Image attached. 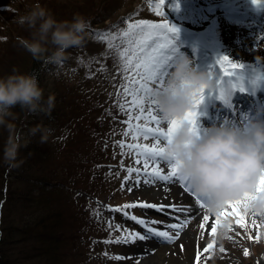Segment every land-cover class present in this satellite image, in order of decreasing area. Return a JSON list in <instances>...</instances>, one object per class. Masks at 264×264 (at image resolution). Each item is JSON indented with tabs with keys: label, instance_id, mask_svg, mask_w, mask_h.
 <instances>
[{
	"label": "rangeland",
	"instance_id": "obj_1",
	"mask_svg": "<svg viewBox=\"0 0 264 264\" xmlns=\"http://www.w3.org/2000/svg\"><path fill=\"white\" fill-rule=\"evenodd\" d=\"M90 1L91 0H86V2ZM224 1L225 0H222V2ZM232 1L233 0H226L227 5H225V8L215 16L209 17L208 19H201L200 14L202 9L197 0H178V7H169V5L176 4L177 0H166L165 12L167 17L158 15L153 11L154 3L151 2V0H111L113 8L110 9L109 15L104 19H102L103 17L101 16L100 21L94 18V21L90 23L88 28L85 42L81 46L68 49V56L62 63L54 64L44 71L42 78L43 86L48 92L51 91L50 89H53L54 92H51L55 96L60 93V97L68 99L70 96L76 97L86 90L93 89L92 92L94 95L91 96L88 94L83 97L85 103L91 105L95 103L96 100L102 98L103 95H105L110 102H113V105L110 107L112 113L108 112L111 116L103 113L102 115L99 111L95 113L88 111L89 113H87L89 116L101 117L100 124L103 125V127H106V124L109 122L110 130H101L102 132L99 131L95 133L92 138H94L95 141L98 139L103 141L104 137H110L112 140L111 143L107 145V148L104 149L101 147L99 151L101 156L105 159L106 165L111 167L113 172L109 174V172L105 173L104 170L101 169L102 171L99 170L95 176L88 180L89 187L86 191L75 190L77 192H74V197H77L79 192H82L85 197L79 200L76 199L78 201H74L73 205L70 204L73 209L74 206L79 208L80 215L76 222L75 231L70 234L73 227L69 226L66 235L63 236V246L61 245L60 249H58V251H63L60 264H141L145 255L153 253L151 249L153 245L157 243L166 244V246L170 245L171 250L175 249L173 250V258L180 262V264H183L181 262L186 256H190V263L193 264L197 242L205 244L213 238L205 233L203 236H200L197 241V233L200 231L199 222L202 215L197 218V214L195 213L194 218L182 232L181 237L172 243L163 242L155 238L137 240L131 244L114 241V236L121 234L119 229H115L116 224L139 231H145V229L142 225L134 221L131 216L125 215L124 212L118 209H108L105 205H124L126 202L137 198L146 199L151 202H161L162 199L172 200V198L165 195L162 183L151 186L142 183L139 187H133L132 192L127 190V186L121 188V181L124 175L127 174V167L129 165L135 166L136 161L134 151H130L125 147V151L122 153L120 146L114 144V141L120 139H124L130 143L136 142L132 139L131 133L125 136L122 131L127 127L124 121L127 120L128 117L126 111H121L120 103L125 99H130V97H125L121 89V84L125 81L123 80V64L119 56V48L116 45L118 44L120 47H126L127 45L119 35L116 41L105 40L103 36L112 32L119 34L122 29L127 27V21L129 19H150L155 21L168 19L171 24L176 25L178 28V33L175 37V46L177 49L175 55L181 52L185 53L191 58L193 65L197 62L194 60L195 57L203 58L206 62L195 66L198 69H212L214 73L215 70L218 69V65H216V63L214 64L215 61L213 62L214 55L216 57L222 54L227 55L233 60H237L238 56H245L246 58L240 61L243 65L241 71L244 72L245 75H248L253 68L259 70L260 66L258 64L264 62L261 61L257 63L255 59L257 55L264 57V27H262L264 26V19H262L264 17V11L261 14V18L253 17L255 10L254 6L249 7L244 13L235 12L233 10L236 9L234 7H236L237 4H232ZM32 2L33 0H0V76L8 74L6 67H8L7 65L13 55L18 53V56H21L22 52L26 51L19 40L20 37L25 35L20 33V31L22 28L28 31L31 29L26 25L18 24L17 17L26 10L25 6L30 5ZM235 2L236 1H234V3ZM41 3L44 4L57 19H71L73 17L72 15L80 13V11H72L71 7L74 6L73 4L66 5V7L70 8L58 11L59 8H56L58 4L57 0H41ZM75 3H77V7L75 8H79L78 10H80V6H83L81 1ZM79 3L80 6L78 5ZM60 8H62V6ZM96 12L97 10L94 11V13ZM94 13L88 18L89 20ZM260 21H262L261 23L263 25H260ZM248 23L255 25L256 27L253 28H258L259 31H256L254 35H244L245 29L238 28L237 25ZM238 31L241 32L239 33ZM240 35L245 37V39H242ZM110 42L113 44L111 48L108 47ZM183 48H189L190 51L188 53L184 52L182 50ZM248 56L250 57L248 58ZM90 60L96 61L99 68H96L95 65H87V61ZM25 64L20 66L19 71L21 70V72H23ZM117 69H121V71H117ZM261 70L264 72L262 68ZM118 90L120 91L119 95H117ZM253 95L255 96L256 93L252 91H249V94L246 93L245 95L242 92H238L237 95H232V103L233 100L239 101L240 99L241 101L244 100L245 104L247 99H251V101L255 102ZM215 96L216 94L214 92L210 89H206V100H208L209 107L203 110L199 106L202 115L198 119L201 125L220 123L228 118L235 119L239 116L238 111L233 114L232 109L228 106L220 109V105L216 104L217 99L213 101L212 97ZM260 103L263 102L260 100ZM115 108H117V110ZM99 109L103 108L100 107ZM116 113L117 115L115 116L117 118L114 119L113 117L115 116L112 114ZM93 120L95 121V118H92L90 122ZM214 120L217 121L215 122ZM140 123H144V121L141 120ZM161 126L167 127V123L162 122ZM62 136L61 130L58 129L57 131L51 132L49 140L52 143L58 142L60 141L58 139H61ZM67 136L68 134H66V138ZM79 136L85 144V149L79 144ZM100 136H104L103 139H101ZM66 138L63 139V144L66 142ZM154 139L153 137H148V139L145 140L143 136L138 138L141 143H153ZM70 141L68 150L71 151V153H76L78 148H81L82 152L84 150H90V133L88 140L86 137H82L79 131H74L70 137ZM161 144L165 145L166 141L161 140ZM112 156H114L115 163L110 161L112 160ZM121 160H123L125 165L124 168L120 167ZM161 167L167 168V165L162 162ZM178 183V181H173L168 185L173 184L178 186ZM131 184L132 182L129 181L128 186H131ZM183 193L186 198L175 199L176 201L173 202L190 204L193 206V211H204L196 203L195 197H193L191 193H187L185 190H183ZM125 211L146 218H155L160 221H170L171 219L167 211L144 208L140 205L125 209ZM88 218L91 223L85 222V224H80L78 226L79 222L83 220L86 221ZM231 218L235 231H232L230 236H235V239L228 238L224 242L223 245L228 249V252H221L220 245L216 242L214 249L211 250L213 255L208 257L207 264H251L255 258L259 257V252L262 247H264V232H262L258 240L247 239L245 230L234 223V217ZM251 219L252 217L247 215L249 224L251 223ZM93 220L96 221V225ZM110 224L111 226H109ZM154 226L163 227V225ZM250 230L252 234L255 235L256 230L254 228ZM110 232L113 235V241L106 243L105 240L109 237ZM183 234L191 237L190 240L192 241L189 249L185 248L181 250L178 245L186 238ZM193 234L196 235L194 238L192 236ZM17 245L21 246V243H17ZM245 247L249 248V254L247 256H245L243 252ZM167 250V248H164V251L167 252ZM105 252H107L108 255H105ZM116 254L124 258L116 259ZM11 256L13 257L12 260H7L5 255L2 256L0 258V264H40V261L36 257L23 259L20 257L17 259L15 255Z\"/></svg>",
	"mask_w": 264,
	"mask_h": 264
},
{
	"label": "clouds",
	"instance_id": "obj_2",
	"mask_svg": "<svg viewBox=\"0 0 264 264\" xmlns=\"http://www.w3.org/2000/svg\"><path fill=\"white\" fill-rule=\"evenodd\" d=\"M25 8L17 23L26 25L31 32L19 40L34 58L60 64L67 58L68 49L85 42L90 20L84 15L75 13L71 19H57L41 0H33ZM255 59L257 63L264 61L260 55ZM216 79L214 72L198 69L185 53L174 56L164 84L152 90L160 120L178 121L171 141H166V150L175 153L192 192L203 198V210L209 216H216L228 201L241 200L245 193H253L242 210L250 217L264 219V190L256 192L258 178L264 170V119L247 117L243 123L225 120L201 125L197 135H193L190 123L183 119L193 95L201 87L214 88ZM16 105L29 112L49 113L55 106V97L50 93L45 98L44 89L34 74L14 68L11 73L0 76V126L8 130L3 159L10 167L23 162L22 158L18 159L20 149L30 143L14 123ZM51 132L47 125L37 123L28 135L39 133L43 143ZM232 225L231 217L221 218L213 237L219 245L230 237Z\"/></svg>",
	"mask_w": 264,
	"mask_h": 264
},
{
	"label": "snow or ice",
	"instance_id": "obj_3",
	"mask_svg": "<svg viewBox=\"0 0 264 264\" xmlns=\"http://www.w3.org/2000/svg\"><path fill=\"white\" fill-rule=\"evenodd\" d=\"M151 2L154 3L153 11L158 15L167 17L165 12L166 0H151ZM252 3L258 8L264 6V0H252ZM178 6V0L176 4L169 5V7ZM177 33V26L171 24L168 19L162 21L129 19L127 27L122 29L119 34L112 32L103 36L105 40L116 41L119 35L127 45L126 47L116 45L119 48V56L123 64V80L125 81L121 84V89L125 97H130V99H125L120 103L121 111H126L128 117L124 121L127 127L122 131L125 136L131 133L132 139L136 142L130 143L124 139H120L114 141V144L120 146L122 153L125 151V147H127L128 150L134 151L136 156L135 166L129 165L127 167V174L124 175L121 181V188L127 186V190L132 192L133 187H139L142 183L149 186L162 183L165 195H168L171 191L168 184L178 181L187 193H191L195 197L196 203L200 208L204 209L203 198L192 192L186 175L181 171L179 162L175 159V153L168 152L165 145L161 144V140L171 141L178 121L172 119L167 122V127H162V121L156 114L155 101L152 99L153 88L164 84L171 68L177 51L175 46ZM112 46L113 44L110 42L108 47L111 48ZM215 63L218 65V69L215 70L217 77L216 85L210 90L216 94L217 99L231 108L233 112H237L232 105L231 99L234 90L255 92L261 81H264V73L253 68L246 80L244 72L241 71L243 65L240 61L233 60L229 56L222 54L217 57ZM117 71H121V69H117ZM209 71L213 72L212 69ZM119 94L120 91L118 90L117 95ZM205 95L206 89L201 87L193 95L191 107L183 115V119L190 123V131L193 135L199 134L201 130V123L198 118L202 113L199 110V106L204 100ZM247 117L246 113H240L241 121H245ZM141 120L144 123H140ZM140 136H143L145 140L148 137L155 139L153 143H141L138 140ZM162 162L167 165V168L161 167ZM120 167H125L123 160H121ZM129 181L132 182L131 186H128ZM262 190H264V170L261 171L256 185V192ZM183 194L181 193V199H183ZM253 195V193H245L244 198L241 200L228 201L226 206L214 217H210L206 211H203L199 222L200 231L197 233V241L205 233L214 237L217 225L221 222V218L225 216L235 218L234 223L245 230L247 239L258 240L262 232H264V219L253 216L249 224L247 214L242 210L246 202L253 198ZM137 205L144 208L167 211L171 219L170 221H160L155 218H146L125 211V209L133 208ZM105 207L124 212L125 215L131 216L134 221L145 229V231H139L116 224L115 229H119L121 234L115 235L114 241L126 244L152 238L172 243L181 237L182 232L188 227L189 222L195 216L192 205L164 199L161 202H151L146 199L137 198L126 202L124 205L113 206L108 204ZM154 225H163V227ZM251 228L256 230L255 235L252 234ZM232 229L235 231L233 225ZM189 238L191 239V237ZM229 239L234 240L235 236H230ZM112 241L113 235L110 232L105 242L110 243ZM215 245L216 241L214 238L205 244L197 242L193 264H207L208 257L213 255L211 250L214 249ZM179 247L183 250L186 248V244L181 242ZM220 250L221 252H228V249L224 245H220ZM151 251L155 252L156 248L153 247ZM243 252L247 256L249 248L245 247ZM105 255H108V253L105 252ZM115 258L123 259L124 257L116 254ZM257 264H264V262L258 260Z\"/></svg>",
	"mask_w": 264,
	"mask_h": 264
},
{
	"label": "trees",
	"instance_id": "obj_4",
	"mask_svg": "<svg viewBox=\"0 0 264 264\" xmlns=\"http://www.w3.org/2000/svg\"><path fill=\"white\" fill-rule=\"evenodd\" d=\"M77 1H81L83 4V6L78 4L80 10L75 8ZM57 2L58 11L70 8L66 5L73 4L72 11H80V14H85L86 18H89L97 10L91 17L90 23L94 21V18L100 21L102 16L104 19L113 8L111 0H91L90 2H86V0H57ZM61 6L62 8H60ZM30 32L31 30L28 31L24 28L20 31L25 36H28ZM25 50L21 56H18V53L13 55L6 67L8 74L14 68L19 70L20 66L26 63L23 72L34 74L37 77L44 89V96L47 98L50 93L53 94L54 90L46 91L42 78L44 71L53 63L44 59H36L26 48ZM95 62L87 61V65H95L96 68H99ZM92 90H86L76 97L70 96L68 99L60 97V93L54 95L55 106L49 113L29 112L27 109H22L20 105L13 107V112L17 114L14 120L17 129L30 140L27 147H21L18 159L22 158L23 162L16 167H10L4 162L3 146L8 136V130L0 126V258L4 255L7 260L13 259L11 255H15L17 259L36 257L40 264H60L63 251H58V249L61 245L63 246V236L66 235L69 226L73 227L70 234L75 231L80 215L79 208L74 206L73 209L71 205L74 204V201L77 202L80 198L85 197L82 192L74 197V192L86 191L89 187L88 180L95 176L99 170L102 169L109 174L113 172L112 168L106 165L107 163L99 151L101 147L107 148L112 140L110 137L104 136H100L101 139L104 137L103 141L100 139L95 141L92 138L99 131L110 130L109 122L106 127H103L100 124L101 117L87 115L88 111L94 113L99 111L100 114L111 116L109 113H112L110 107L113 102L103 95L91 105L85 103L83 97L88 94L94 95ZM100 107L103 109H99ZM115 109L117 110V108ZM112 115L115 116L117 113ZM92 118H95V121L90 122ZM37 123L47 125L52 131L60 129L63 134L62 138L58 139L60 141L52 143L48 139L42 143L39 140V133L29 136L30 128ZM74 131H79L82 137H86L88 140L90 133V150L82 152L81 148H78L76 153H71L68 150L71 142L70 137ZM66 134H68L67 138ZM64 138H66V142L63 144ZM78 140L80 146L85 149V144L80 136ZM110 161L115 163L114 156ZM93 221L96 225V221ZM85 222L91 223L88 218L86 221L79 222L78 226ZM16 242L21 243V246H18Z\"/></svg>",
	"mask_w": 264,
	"mask_h": 264
},
{
	"label": "bare ground",
	"instance_id": "obj_5",
	"mask_svg": "<svg viewBox=\"0 0 264 264\" xmlns=\"http://www.w3.org/2000/svg\"><path fill=\"white\" fill-rule=\"evenodd\" d=\"M197 1H198V4L200 5V7L202 9L201 14H200L201 19H208L209 17L215 16L218 12L222 11V9L225 8V5H227L226 0L224 2H222V0H197ZM234 1H236V2L234 3ZM232 2H233L232 4H237V6L234 7L236 9H234L233 11H235V12L238 11L240 13H244V12H246V10L249 7L254 6L252 3V0H233ZM254 7H255V10H254L253 17L255 16V17L261 18V14L264 11V6L259 7V8L256 6H254ZM262 19H264V17ZM261 22L262 21H260V25H263ZM237 27L245 29L244 35H248V34L254 35V33L256 31H259L258 28H253V27H256L255 25L250 24V23L238 24ZM262 27H264V26H262ZM238 32L240 33L241 31H238ZM243 38L245 39V37H242V39ZM182 50L184 52H187V53L190 51L189 48H183ZM249 57L250 56H248V58ZM245 58H246L245 56H238L237 60L243 61ZM216 59H217V57L214 55L213 56V62L214 61L216 62ZM194 60L197 61V62H195L196 64H194V65H200L201 63L204 64L206 62V60L203 58L195 57ZM215 62H214V64H215ZM258 65L260 66V68H262L264 70V62H262L261 64H258ZM247 76L248 75H245L246 78H247ZM261 85H264V83L263 84L260 83L259 88H262V87H260ZM246 86H247V83H246ZM212 98L216 99L217 96L212 97ZM224 106H225V104H224ZM208 107H209V104H208V100H206V95H205V98L202 101L200 108L204 110V109H207ZM263 108H264V106H263ZM249 118L253 119V115H250ZM263 119H264V116H263ZM168 187L171 190L170 193L168 194L169 198H172L173 201H176L175 199H181V193H183L184 188L179 183H178V186L171 184V185H168ZM184 198H186V196L183 194V199ZM194 212L197 214L196 215L197 218L200 217L203 213V211H198V210H194ZM187 232H189V231H187ZM183 235H184V237H186L185 239H183V242L186 244V248L189 249L190 248L189 246H190L192 240H190L189 235H186V234H183ZM192 236L194 238L196 235L193 234ZM180 243L178 245H180ZM153 247L156 248V251L153 253L147 254V255H145L146 254L145 253L144 254L145 258H143L141 264H180V262L176 261V259L173 258V250H175V249L171 250L170 245L166 246V244L157 243L156 245H153ZM164 248H167L168 250L169 249L170 250L169 251L167 250V252H166V251H164ZM143 252H145V251H143ZM190 260H191L190 256H186L185 259L181 263L191 264ZM258 260L264 262V247H262L261 251L259 252V257L255 258V260H253L251 262V264H257Z\"/></svg>",
	"mask_w": 264,
	"mask_h": 264
}]
</instances>
